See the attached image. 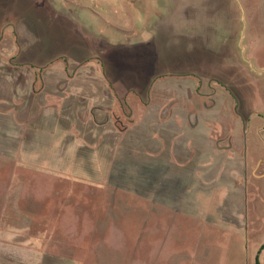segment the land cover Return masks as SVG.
<instances>
[{"label":"rangeland","instance_id":"374dc122","mask_svg":"<svg viewBox=\"0 0 264 264\" xmlns=\"http://www.w3.org/2000/svg\"><path fill=\"white\" fill-rule=\"evenodd\" d=\"M69 1L0 0V98L8 100L0 105L8 118L0 117V126L13 120L15 84L28 81L29 73L37 75V89L46 88L33 95L38 120L57 87L69 121L96 136V124L106 119L107 128L114 122L119 129L141 119L149 91L151 105L174 100L197 107L203 98L191 101L195 85L205 74L220 75L233 57L242 68H226L233 71L229 98L254 102L261 90L255 81L264 70L240 44L237 55L221 42L239 14L245 39L264 43V0ZM175 91L176 98L163 95ZM40 133L45 142L35 146L37 160L10 158L23 151V142L0 137V264H254L264 240L249 232L248 182L239 210L187 207L191 198L176 182L183 178L175 161L142 159L140 152L99 159L92 143H71L65 160H48L44 144L53 136ZM236 211L243 213L240 236Z\"/></svg>","mask_w":264,"mask_h":264},{"label":"crops","instance_id":"0c3cea01","mask_svg":"<svg viewBox=\"0 0 264 264\" xmlns=\"http://www.w3.org/2000/svg\"><path fill=\"white\" fill-rule=\"evenodd\" d=\"M228 12L230 15L231 12L229 10ZM235 20V23L228 21L227 31L224 34L226 38L222 39L221 46L231 49L232 52L234 50L238 55L240 44L243 55L253 60L264 70V43H250L249 40H246V27L242 25L239 14L233 18V21ZM24 42L27 45L31 41L25 39ZM107 49L105 46L102 51H107ZM232 59L234 62L233 60L225 61L228 65L224 70L219 69L220 75H217L218 72L217 74L204 75L203 83L210 80L212 86V91L210 90L208 93L211 95L212 103L207 106L193 107L191 104L182 106L181 103L176 105L174 100H168L167 104L164 102L158 106L151 105L149 99L151 91H149L146 101L143 102L145 108L142 111L143 118L128 121L122 129H119L114 122L107 128L109 123L105 122L108 121L106 119L102 123L96 124L100 128L97 136L94 133L91 135V131L87 133L85 129L80 130L74 122L69 121L71 118L69 110L65 106L66 98L59 94L61 91L57 87L54 93L46 95L45 117L43 120H38V111L35 107L38 98L33 95L39 91L43 92L46 88L45 84H42L37 89V75L29 73L27 74L28 81L15 84L18 88L15 89L16 95L11 101L13 109L9 111L10 114H13V117H10L13 120L1 124L0 137L13 138V143L18 145L21 141L23 142V151L12 153L13 156L10 157L17 160H37L39 158L35 146L45 142L39 141L38 133L41 134L40 132L44 133L40 138L43 135L47 138L53 136L51 137L53 138L52 142L44 144L48 160H65L68 155L66 152L69 151L66 150V147L71 143L75 147L92 143L94 150L99 154V159L102 157L106 159L104 156L106 153L113 154L108 158L115 161L120 159V152L126 154L140 152L142 159H151L152 157L157 159L162 157L163 160L171 159L177 166V168L174 166V170H179L178 173L180 172L183 178L176 181L177 184L183 188L181 191L187 192L188 197L191 198L188 206L185 205L187 207H214L216 209L239 207L237 209L239 210L241 207L239 203L240 191L244 187L247 192L248 182L249 193L245 195L244 201L249 206V232L255 238L256 224L262 217L264 218V185L256 186V180L264 178V172L260 171L263 166L259 167V162L264 160V77L255 81V85L261 90L254 102L247 99L246 101L239 100L238 108L235 107L237 102L229 98L226 93V89L232 90L234 87L233 71L226 73V68L236 70L237 67H241V64H237V57ZM3 85L5 86V84H1V86ZM186 89L190 91L188 87L183 91ZM64 92L65 90L62 91V93ZM176 93V91L175 93L168 92L163 95L176 98L177 95L179 96ZM124 95L126 96L127 92L122 94V96ZM6 101L8 102V100L3 101L0 98V105L6 104ZM125 107L129 110L130 106L127 101L124 103ZM203 110H208L210 113L203 114ZM242 110L247 114H241ZM4 113L5 111L0 109V117L8 119L5 115L7 112ZM21 113H23L22 116H20ZM238 115L243 117L242 123L237 120L236 116ZM137 128H140V131H137ZM241 130L247 131L246 136H241ZM107 136L110 140L107 146L108 151L105 148ZM111 136H113V141H111ZM90 137L91 139L94 137V140L91 141ZM112 143L113 149L111 148ZM26 144L34 147L27 152ZM0 157H2L1 153ZM180 167L187 168L188 173H185ZM109 168L111 169L110 166ZM107 176L109 177L108 174ZM180 181H182L181 184H179ZM167 194L166 197L169 199ZM186 200L188 201V199ZM176 201L177 198H175ZM183 205L182 202L179 204V206ZM216 214L218 216V213ZM242 214L241 212L237 214L239 216L237 222L240 223V227H237L236 230L238 236L242 233L243 221H240ZM226 222L231 223L230 220H226ZM228 230L230 231L231 227ZM254 264H264V242L258 243Z\"/></svg>","mask_w":264,"mask_h":264},{"label":"flooded vegetation","instance_id":"af4514ba","mask_svg":"<svg viewBox=\"0 0 264 264\" xmlns=\"http://www.w3.org/2000/svg\"><path fill=\"white\" fill-rule=\"evenodd\" d=\"M95 58V57H92ZM195 89L197 91L192 93V95H190L191 97V101L192 102H196V97H201L203 99H201L200 102L198 103L197 107L200 106H207L208 104H210L211 99V95H208L209 91H212V86H211V81L210 80H206L205 83H202V85L200 87H196L195 85ZM191 92V90L189 91ZM139 96V95H138ZM126 100V99H125ZM237 105L240 103L239 101H236ZM122 103L124 104V100L122 101ZM263 166V168L260 170L261 172H264V160L259 162V167ZM256 186H260V185H264V178H261L259 180H256ZM256 229L257 231H255V236L258 238H262L264 239V218L262 217L259 222H257L256 224Z\"/></svg>","mask_w":264,"mask_h":264}]
</instances>
